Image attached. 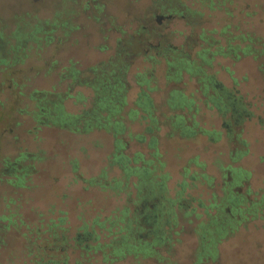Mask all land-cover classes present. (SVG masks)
Returning <instances> with one entry per match:
<instances>
[{
    "label": "rangeland",
    "instance_id": "374dc122",
    "mask_svg": "<svg viewBox=\"0 0 264 264\" xmlns=\"http://www.w3.org/2000/svg\"><path fill=\"white\" fill-rule=\"evenodd\" d=\"M181 1L189 8L182 16L163 10L167 2L160 0H0V171L24 153L35 156L23 162L35 167L29 188L8 185L10 175L0 181V215L10 212L5 202L15 199L10 209L20 205L28 224L40 225L43 214L45 224L53 221L72 238L87 231L100 235L103 243H124L128 232L141 225L147 185L127 169L152 160L151 170L155 163V174L167 177L162 197L156 189L153 193L165 218L162 233L173 240L171 253L162 252L173 264H196L208 245L213 249L203 264H264V214L229 235L226 229H208L209 216L217 214L213 205L223 202L233 207L234 216L241 215L232 194L237 185L229 184L241 170L250 178L244 191L250 185L255 193L264 191V53L259 58L218 54L231 39L232 47L244 49L249 42L241 37L249 36L260 39L258 48L264 51V0ZM141 28L156 29L163 48H180L186 37H194L196 43H186L192 70H183L179 81L169 80L174 67L148 47L159 48L161 39L128 52L129 38ZM201 36L214 39L212 46H203ZM105 78L120 80L116 98L126 101L111 119L119 122L113 131L75 134L57 126L37 127L35 113L48 105L43 98L66 97L65 112L75 117L84 104L96 107ZM176 95L183 104H173ZM216 97L229 104L225 97L234 100L239 115L223 110ZM188 128L197 133L184 137ZM160 162L166 166L159 170ZM90 179L94 185L86 183ZM228 223L236 228V222ZM25 228L8 232L1 263L13 255L22 260ZM218 235L224 237L217 240ZM80 250L71 251L70 264ZM107 264L164 263L128 255Z\"/></svg>",
    "mask_w": 264,
    "mask_h": 264
},
{
    "label": "trees",
    "instance_id": "16d2710c",
    "mask_svg": "<svg viewBox=\"0 0 264 264\" xmlns=\"http://www.w3.org/2000/svg\"><path fill=\"white\" fill-rule=\"evenodd\" d=\"M164 3L163 10H168L169 13L173 15L179 14L180 16L186 15L189 12V8H187L184 4H182L181 0H160ZM205 2H209L214 5L215 0H204ZM220 1V0H219ZM223 3L225 0H222ZM220 3V2H219ZM222 4V3H220ZM169 6V7H167ZM187 12V13H186ZM196 18H201L202 13L193 11ZM227 29L223 30V34L226 33ZM174 34V32H173ZM187 38L185 39L184 46L180 48L174 47H164L161 36L157 34V30H148L147 32L143 31L142 28L138 30L135 35H132L129 38V51L133 52V50L139 49L142 45L145 46L152 40L161 39L160 47L157 48L156 45L148 46L150 49H154L160 53V56H163L167 62H169V66L174 67L175 70H169V75L176 76L180 78L183 70H192V62L190 59L189 53L186 51L187 45L189 43L192 45L196 43V39ZM203 41V46H212V42L214 39L209 37L201 36ZM242 41H248L249 44L246 45L244 49H241L239 46L232 47L230 45V41H227L228 46L220 48L218 54L223 56H231L234 57L239 56V52H243L244 54H252L255 58H259L264 51L260 50L258 47L260 39H256L254 37H245L242 38ZM47 40V39H46ZM191 40V41H190ZM53 42V39H49L47 44ZM40 48L41 44L38 45ZM264 50V45H261ZM180 49V51H179ZM179 51V52H178ZM204 52H209L208 49H204ZM176 53L179 55L177 56ZM128 55V54H127ZM21 58V57H20ZM19 58V59H20ZM151 60H155V57H150ZM173 61V62H172ZM172 62V63H170ZM207 62V57H206ZM124 74L126 71V66H124ZM120 78V77H119ZM106 80H100V98L96 102V107L88 108L87 105H83L82 110H80L79 115L75 117H71L65 112L64 109V101L66 97L62 95H58L59 99L54 100V98L50 96H46L43 98L44 101L47 102L48 105H44L40 107V111L35 113V117L37 120V127L39 128L41 125L44 126H57L61 129H67L70 131L85 133L93 130V128H106L108 130H112L111 127L119 124L116 122L115 124L111 123V119L114 117L116 120L117 114H120L124 110V106L126 105V101L124 102L120 98H116L121 93V89L118 87L120 84V80L115 78H105ZM75 80H77V76H75ZM117 80V81H116ZM113 81V82H111ZM118 83L115 85V83ZM99 88V87H98ZM104 96V97H103ZM48 100V101H47ZM178 103V101H177ZM176 103V104H177ZM108 113L107 117H103L102 113ZM137 114V112H134ZM110 127V128H109ZM138 139H141L138 136ZM32 156V155H31ZM30 155L22 154L15 161H10L5 163L4 168L0 171V181L2 182L7 178L12 176L13 178L7 179L6 182L13 188H29V182H31L30 177L35 170L34 165L23 166V162L25 160H31ZM139 156H136V161H138ZM35 159V156L34 158ZM139 169H129L127 172L129 174H136ZM91 184L94 182L90 180ZM95 183V182H94ZM148 196L153 195L152 190H146ZM6 201V200H5ZM17 201L15 199H11L8 202H5L6 209L10 210L8 213H3L0 215V248H3L7 245L8 232L10 230L21 231L22 227H26L22 236L25 240V245L22 251V260L17 262L16 256H10L7 258L4 264H70L71 259V251H74L78 248L81 250V255L79 259L76 260L75 264H107L112 263L121 257H125L128 255H133L136 260L138 259H155L158 263L164 264H173L168 256H165L163 253L167 251L168 254L171 253V248L173 246V240L171 237H166L165 234H149L148 224L141 216L135 214L141 220L137 227V229H133L134 231L128 232V234L124 237V243L117 242L115 239L111 240L109 243H103L100 241V235H96L95 233H88L84 231L80 235V233L76 234L75 237H70L67 229H58V225H55L53 221H50L45 224V220L43 219V214H39V223L40 225H31L25 222L23 215L20 212V205L17 206L15 211L10 209L12 204H15ZM155 203V202H154ZM161 205L156 203L155 208H159ZM213 207V206H212ZM225 207L222 202L221 205H218L217 208L221 209ZM224 209V208H223ZM231 217L234 216L232 210L229 213H226V216ZM220 217V215L216 216ZM223 216V215H221ZM259 216L258 212L249 211L246 215L242 214L241 217L236 218L234 222H236V228L230 229L229 223H219L220 221L217 219V224L220 226L218 231L220 230H228L226 235L233 233L234 230L241 226L242 224L252 220L257 219ZM212 217V216H209ZM160 221V218H159ZM218 224V225H219ZM111 234H108V238L111 237ZM147 234H149L147 237ZM143 235V237H140ZM179 235V234H177ZM162 239H161V238ZM223 235H218L217 240L223 238ZM121 245L122 248H117L118 245ZM107 249H111L110 252L106 253ZM163 251V252H162ZM99 252H103L102 258H96V254ZM209 259V254H202L201 258L196 262V264H203L206 260ZM0 264H3L0 262Z\"/></svg>",
    "mask_w": 264,
    "mask_h": 264
},
{
    "label": "flooded vegetation",
    "instance_id": "af4514ba",
    "mask_svg": "<svg viewBox=\"0 0 264 264\" xmlns=\"http://www.w3.org/2000/svg\"><path fill=\"white\" fill-rule=\"evenodd\" d=\"M230 106L232 107V111L234 109V112L236 110L237 112V106L236 104L234 103V100H231L230 102ZM241 180L238 182V183H235L237 185L236 188H234L232 194L233 196L235 197V199L237 200V204H238V209L241 212V215L237 216L236 218H239L242 216V214H247L249 211L251 212H254L255 210L258 211V214L260 216H262V214H264V191L260 193H255L251 190V185H250V189L249 191H244L243 186L245 187V184H249V180H245L243 178H240ZM232 183V182H231ZM230 183V184H231ZM165 186H163L162 184H159L158 186L156 185L155 188L153 189H156V194L159 196V197H162V194L164 193V188ZM145 191H144V196H145V202L143 204V206L140 209V216L142 219H144V221L147 222L148 224V227H150L149 229V234H163L162 233V229H163V224L165 222V218H164V215L163 214H160L159 213V208H155V205L157 202H155V194L153 193V195L151 196H148L147 193H146V190H148L146 187H144ZM251 190V191H250ZM231 199V198H229ZM232 200V199H231ZM230 202V200H228ZM155 202V203H154ZM159 204V203H158ZM161 205V204H160ZM215 206V205H213ZM227 206V205H226ZM224 208V209H223ZM221 209H218L217 210V214L220 215V217L218 216L217 219L220 221L219 223H223L222 221H225L224 223L228 224V221H235L236 218L231 215V217L226 216V213H229L231 210H233V207H230V208H226V207H223ZM259 211H261L262 213L260 214ZM216 215H211V219H212V223L211 225L209 226L208 225V229L211 231L213 228H215L216 231H218V228L220 226V224L218 225L217 224V219H216ZM224 216H221L223 215ZM226 217V218H225ZM159 218H160V221H159ZM208 230V231H209ZM209 231V232H210ZM147 234V237H149ZM80 235H83L82 233H80ZM140 237H143V235H140ZM161 238V237H160ZM162 239V238H161ZM214 245V244H213ZM207 250L203 251L202 254H210L209 252L211 251L210 248H209V245L207 246ZM213 249V248H211ZM202 256V255H201ZM209 260V259H208Z\"/></svg>",
    "mask_w": 264,
    "mask_h": 264
},
{
    "label": "crops",
    "instance_id": "0c3cea01",
    "mask_svg": "<svg viewBox=\"0 0 264 264\" xmlns=\"http://www.w3.org/2000/svg\"><path fill=\"white\" fill-rule=\"evenodd\" d=\"M190 72V71H189ZM170 73V72H169ZM183 73V72H182ZM168 79L170 80V79H174V80H176V81H179L180 79H181V77H182V74H181V76H180V78H177L176 76H171V75H169L168 74ZM217 99H214L215 100V102L216 103H218V104H222V109L223 110H228V111H232V107L230 106V104L228 103V102H223V99H221L220 97H216ZM225 99L226 100H228V101H230L231 102V100H229L227 97H225ZM177 101H178V103H177ZM177 103V104H176ZM183 104L180 100H179V98H178V96L176 95V97H175V101H173V104L176 106V105H178V104ZM224 104V105H223ZM126 106V105H125ZM125 106H124V108H125ZM239 110H240V108H239ZM137 113H139L138 111H136ZM240 113H241V111H240ZM237 116L239 115V111H237V114H236ZM237 118V117H236ZM110 128V127H109ZM95 129H98V128H93V130H91V131H89V132H85V133H78V132H74V131H70V132H72V133H75V134H88V133H91L92 131H94ZM99 129H101V128H99ZM103 129H105V130H107V131H110V130H108V129H106V128H103ZM195 128H188V129H186L185 131H184V137H190V136H192L193 135V133H197L196 131L197 130H194ZM67 130V129H66ZM141 137V139H143V137L142 136H140ZM228 138H231V135H228ZM157 144V143H156ZM246 154V151H244V152H242V153H239L238 155H236V156H234L233 157V159H232V161L234 162V161H238V160H240V158L242 157V156H244ZM142 157V156H141ZM152 164H153V161L152 160H150V161H147L146 163H144V165H143V167L142 168H138L139 170H138V172L135 174H129L128 173V175H132V176H134V175H137V176H139L140 178H144L143 180L145 181V183L147 184L146 185V187L147 186H149V185H151V186H153L154 187V185H159V184H162L163 186H166V181H167V177L166 176H157L156 174H155V171L157 170V167H156V165L157 164H155L154 163V165H155V167L153 168V171L151 170V166H152ZM159 165H160V168H159V170L160 169H162V168H164L165 166H166V163L165 162H163V163H158ZM129 169H131V168H128L127 170H129ZM133 169V168H132ZM241 169V168H240ZM240 178H243V179H245V180H249L250 178H249V176H248V174H247V172L246 171H244V170H241L240 171V175H237L236 176V179H232V181L234 182H232L231 183V186H233V184H234V186H236V184H235V182H239L241 179ZM90 180H93V179H90ZM90 180L89 181H86V183H89V185H94V182H95V179H94V182L91 184V182H90ZM211 185L212 184H214V179H210V182H209ZM227 183V182H226ZM225 183V184H226ZM230 184V183H229ZM148 189V188H147ZM152 189V193H153V188H151ZM149 190V189H148ZM148 195V194H147ZM234 199H235V197L233 196V201H234ZM229 203V202H228Z\"/></svg>",
    "mask_w": 264,
    "mask_h": 264
},
{
    "label": "water",
    "instance_id": "95a60500",
    "mask_svg": "<svg viewBox=\"0 0 264 264\" xmlns=\"http://www.w3.org/2000/svg\"><path fill=\"white\" fill-rule=\"evenodd\" d=\"M168 18H171V16H169Z\"/></svg>",
    "mask_w": 264,
    "mask_h": 264
}]
</instances>
